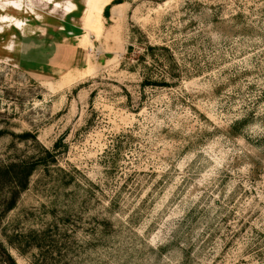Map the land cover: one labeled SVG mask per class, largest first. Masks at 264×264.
I'll return each mask as SVG.
<instances>
[{"label": "rangeland", "instance_id": "obj_1", "mask_svg": "<svg viewBox=\"0 0 264 264\" xmlns=\"http://www.w3.org/2000/svg\"><path fill=\"white\" fill-rule=\"evenodd\" d=\"M114 1L0 0V264H264V0Z\"/></svg>", "mask_w": 264, "mask_h": 264}, {"label": "trees", "instance_id": "obj_2", "mask_svg": "<svg viewBox=\"0 0 264 264\" xmlns=\"http://www.w3.org/2000/svg\"><path fill=\"white\" fill-rule=\"evenodd\" d=\"M121 0H115L112 4H109L106 8V14L110 13V9L112 8L113 4L116 3H120ZM29 136H32L35 138V140H37V136L33 135L30 132H24L23 134H21V137L23 139H28ZM62 141V140H61ZM61 141H59L56 144V148L61 144ZM46 151V155L42 158V157H33L30 161H25L23 160L20 163L14 164L12 166V170H8L7 174H11L12 172L15 173V175L11 176V179L13 177H19L22 178L21 180V184L20 182H16V185H20V187H22V190H25L28 187V184L30 182V177L32 176L33 172L41 165H47L48 161H46V158H49L51 161H56V155L53 152H51L50 150H45ZM8 168V166H4V169ZM6 175V174H5ZM15 180V178L13 179ZM14 201L12 202L10 208L14 205ZM11 259V264H16V262L14 261L13 258Z\"/></svg>", "mask_w": 264, "mask_h": 264}, {"label": "bare ground", "instance_id": "obj_3", "mask_svg": "<svg viewBox=\"0 0 264 264\" xmlns=\"http://www.w3.org/2000/svg\"><path fill=\"white\" fill-rule=\"evenodd\" d=\"M101 9V8H100ZM100 9H99V11H100Z\"/></svg>", "mask_w": 264, "mask_h": 264}]
</instances>
